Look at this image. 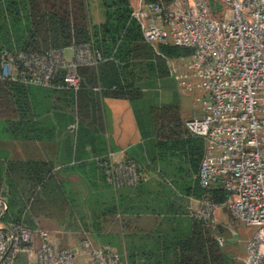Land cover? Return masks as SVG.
Returning a JSON list of instances; mask_svg holds the SVG:
<instances>
[{
    "label": "crops",
    "instance_id": "crops-1",
    "mask_svg": "<svg viewBox=\"0 0 264 264\" xmlns=\"http://www.w3.org/2000/svg\"><path fill=\"white\" fill-rule=\"evenodd\" d=\"M134 1L129 0L131 7ZM91 2L90 19L100 24L103 4ZM129 62L119 72L124 89L141 93L136 99L106 94L117 86H102L94 68L96 83L84 77L76 91L33 86L24 119L0 114L1 160L7 162L0 196L10 202L9 215L34 231L35 249L36 231L43 230L56 249L74 254V264H94L83 241L114 250L123 264H172V248L164 242L189 230L199 204V164L194 171L187 148L167 143L153 118L157 106L176 105L181 121L189 119L181 116L179 102L157 105L168 95L165 91L160 97L157 83L173 78L169 70L167 77L158 78L154 59ZM107 158L135 161L145 172L144 180L134 188L114 190L99 165ZM22 162L35 164V173L45 176L40 181L34 174L26 176L18 165ZM34 261L35 251L20 254L15 264Z\"/></svg>",
    "mask_w": 264,
    "mask_h": 264
},
{
    "label": "built area",
    "instance_id": "built-area-1",
    "mask_svg": "<svg viewBox=\"0 0 264 264\" xmlns=\"http://www.w3.org/2000/svg\"><path fill=\"white\" fill-rule=\"evenodd\" d=\"M139 0L132 16L144 41L190 50L189 55L167 58L176 85L194 92L196 114L185 121L192 136L205 141L197 180L208 190L219 187L221 204L208 192L201 195L193 217L214 227L215 210L257 230L248 240L244 264H264V0ZM66 50L70 51L69 57ZM0 77L26 86L76 91L81 67L97 66L105 58L91 42L41 51L8 50L0 55ZM114 190L134 188L145 177L133 160L99 163ZM9 208L0 196V264H15L20 254L35 251L33 264H74L68 249H56L47 232L34 231L22 220L5 222ZM221 246L223 238H217ZM94 264H123L117 252L82 242Z\"/></svg>",
    "mask_w": 264,
    "mask_h": 264
},
{
    "label": "trees",
    "instance_id": "trees-1",
    "mask_svg": "<svg viewBox=\"0 0 264 264\" xmlns=\"http://www.w3.org/2000/svg\"><path fill=\"white\" fill-rule=\"evenodd\" d=\"M142 1L145 3L162 1L168 4L171 0ZM210 2L213 4V0ZM102 4L104 21L100 24H92L86 0H17V2L16 0H0V20L3 21L0 24V55L3 48L15 49L11 48L8 26L10 25L15 32H18L16 25L21 21L19 14H22L24 25L21 36L24 38L14 36L19 48L16 50L41 51L68 47L72 43L91 42L94 47L102 51L105 59L96 67L79 68L80 85L83 84L84 77L88 82L96 83L94 68H97L102 86L108 88L112 85L117 86L115 90L105 92L106 94L130 99L140 97L141 93L134 89H124L122 85L119 69L121 68V72H124V69L130 65L129 61L154 59L157 77L163 78L169 75L167 58L189 55L188 49L165 45H157L154 48L144 41L140 26L132 16L133 9L129 0H103ZM121 63L123 65H120ZM33 88L35 87L0 77V114L8 115L11 112L14 117L26 118L31 109L30 95ZM152 113L156 120L157 132L161 133L173 148L180 145L187 148L189 162L195 171L203 154L202 138L191 136L186 130L185 124L181 121L178 106H157ZM183 136H186L185 140H182ZM18 165L26 176L34 174L32 177L38 181L45 176L46 172L43 173V171L38 175L35 173L33 163L22 162ZM1 180L0 176V186ZM195 186L196 196L199 199L203 193L208 192L215 203L224 202L225 194L221 188L215 186L203 190L198 184ZM8 204L9 208L4 221H17L9 215L10 202ZM215 231L216 225L212 227L193 217L187 232H176L170 241H163L168 245V249L172 248L171 255L175 260L172 264H244L225 254L224 246L219 244ZM218 231L219 235L224 232L220 227Z\"/></svg>",
    "mask_w": 264,
    "mask_h": 264
},
{
    "label": "rangeland",
    "instance_id": "rangeland-1",
    "mask_svg": "<svg viewBox=\"0 0 264 264\" xmlns=\"http://www.w3.org/2000/svg\"><path fill=\"white\" fill-rule=\"evenodd\" d=\"M86 1L88 4V10H91L92 0H86ZM102 1L103 0H95L96 3H102ZM137 1L138 0H135L133 2L132 4L133 8L137 7V4H138ZM213 3L220 9L222 13L226 12V8L224 7L223 4H219L217 0H213ZM21 15L22 14H19L21 21L16 25L18 32H15L14 29L10 27V25L8 26L10 30L9 34H10L11 48H15V49H19L17 47L18 45L16 42V38L17 36H21V31H23L24 20H22L23 18L21 17ZM90 16L92 15L90 14ZM91 18L93 19V17ZM2 23L3 21L0 20V24ZM91 23L94 24V20H91ZM14 36H16V38ZM4 46L8 47V45H4ZM66 55L67 57H69L70 55L69 50H66ZM157 91L160 92V97H161L162 92L165 93V91H168V95L163 96L164 98H162V100L157 101V105H159V103H162V101H164V103L179 102L180 114L183 118L185 117L191 118L196 114V110L194 107V98L196 94L194 92H187L183 88L178 87L172 79L170 78L166 79L164 83H157ZM106 110H107L108 115L112 111L109 106L106 107ZM1 131L2 129L0 128V135H3ZM3 157H5L4 152L0 151V160ZM1 161H0V175L1 173L4 174L5 167L7 166V162L5 161L1 162ZM5 186L6 184H4V187ZM215 222H216V231L214 232V234L217 238L221 237L224 239L223 248H224L225 254L229 258L235 261H242L244 263V260L246 259V256H247L246 254L247 242L252 237L254 232L257 230V227L245 225L241 221L231 217L227 210L220 208V207H218L215 210ZM219 227L223 228L224 230L222 235L218 234Z\"/></svg>",
    "mask_w": 264,
    "mask_h": 264
}]
</instances>
